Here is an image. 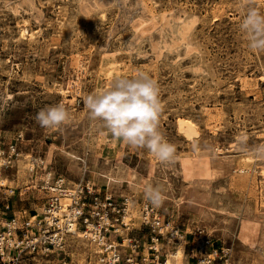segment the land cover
Returning <instances> with one entry per match:
<instances>
[{"label": "rangeland", "instance_id": "374dc122", "mask_svg": "<svg viewBox=\"0 0 264 264\" xmlns=\"http://www.w3.org/2000/svg\"><path fill=\"white\" fill-rule=\"evenodd\" d=\"M244 13V0H0V228L23 211L43 218L45 186L63 177L126 203L129 226L108 233L124 256L165 261L181 247L172 264H264V52L249 49ZM139 73L159 85L174 163L113 138L84 104ZM60 103L70 121L41 127L37 113ZM147 185L163 189L162 206ZM78 230L19 264H109Z\"/></svg>", "mask_w": 264, "mask_h": 264}, {"label": "clouds", "instance_id": "9594fccd", "mask_svg": "<svg viewBox=\"0 0 264 264\" xmlns=\"http://www.w3.org/2000/svg\"><path fill=\"white\" fill-rule=\"evenodd\" d=\"M244 7L240 31L249 49L264 52V11L258 10L253 0H244ZM84 104L90 118L101 121L113 138L134 148H146L162 164L174 163L175 147L159 130L163 110L159 85L148 74L118 77L109 88L87 95ZM70 119L63 103L41 109L36 115L39 125L48 129H60ZM254 154L264 158V145L257 147ZM144 196L154 207L162 206L165 200L158 185H147Z\"/></svg>", "mask_w": 264, "mask_h": 264}, {"label": "built area", "instance_id": "2783aa9c", "mask_svg": "<svg viewBox=\"0 0 264 264\" xmlns=\"http://www.w3.org/2000/svg\"><path fill=\"white\" fill-rule=\"evenodd\" d=\"M9 150L17 153L14 143L9 145ZM45 187L51 191V195L45 202L43 218L32 221L26 211H23V216H26L22 222L19 221L20 217L14 214L6 218L4 229L0 228V264H19L26 253L38 251L45 253L62 248L67 233H73L69 227L71 223L77 229L85 228L84 231L88 232L91 240L102 243L104 246L102 259L109 264H167L159 257H154L153 261L147 257L140 260L134 256H124L118 250V245L112 241L108 233L111 232V228L118 232L129 226V222L126 221L125 202L118 203L112 195L100 194L98 191H94L93 196L87 198L85 194L92 193L89 185L78 183L71 189L65 184L63 177L55 179ZM10 207V203L5 204V208ZM153 216L147 209L145 218L148 220ZM32 217H37V214ZM153 222L159 230L163 228L158 217L154 216ZM18 231H21L20 236ZM12 252H15V257H10ZM212 260L206 258L199 262L212 264Z\"/></svg>", "mask_w": 264, "mask_h": 264}, {"label": "bare ground", "instance_id": "6f19581e", "mask_svg": "<svg viewBox=\"0 0 264 264\" xmlns=\"http://www.w3.org/2000/svg\"><path fill=\"white\" fill-rule=\"evenodd\" d=\"M185 123L186 126H184L183 129H185L184 132L188 133V135H192L194 133V128H193V125L191 122H188V120H185V121H182ZM182 127V126H181ZM182 129V128H181ZM69 227H70V230L73 232L72 235H77V236H80V231L75 227V225L73 223L69 224ZM83 237H88V232L85 231V233H83ZM95 237V235H94ZM94 243V241H93ZM93 243H91V245L93 246L92 248H94V252H100L98 249V245H93ZM95 244V243H94ZM181 248V247H180ZM180 248H176V249H171L169 248V250H167V256H166V259H165V262L167 264H172V262L174 260H178L179 258H182L183 257V250L180 249Z\"/></svg>", "mask_w": 264, "mask_h": 264}]
</instances>
